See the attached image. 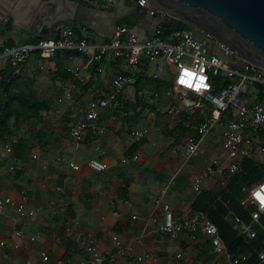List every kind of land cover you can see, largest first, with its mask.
<instances>
[{
	"label": "crops",
	"instance_id": "crops-1",
	"mask_svg": "<svg viewBox=\"0 0 264 264\" xmlns=\"http://www.w3.org/2000/svg\"><path fill=\"white\" fill-rule=\"evenodd\" d=\"M77 1L87 6L83 0ZM17 2L12 8L9 0H0V6L4 8L0 9V48L9 42L19 44L38 36L51 37L52 27L56 23L71 28L83 27L72 20L76 11L75 3L64 4L57 0L55 1L58 5L57 12L52 10L51 13L41 14L31 22L26 12L34 2L40 0ZM124 4L130 6L131 1L125 0ZM18 5L25 8L19 11ZM115 8L116 6H105L102 9L109 11ZM5 10L10 13L13 23L6 18L2 19V16L7 15ZM68 18L71 22H63ZM99 20L107 26V19L102 17ZM153 23L152 19L145 17L139 24L138 34L151 35ZM102 30L108 31L106 27ZM89 37L97 43L107 39L93 30ZM43 63L45 69L49 67V70L56 72L53 58ZM84 63V56L72 54V58H67L63 65L65 69L80 68L84 67ZM91 68L82 69L80 78L83 81L90 78ZM2 69L3 66L0 64V75ZM43 70H38V62L33 59L23 75ZM98 73V78H94L88 88L91 98L107 93L111 87L114 71L102 66ZM60 74L56 73L57 85L60 80H64ZM138 79V85L135 86ZM152 80L166 85L158 78L143 75L137 77L135 83L126 87L122 93V105L130 110L129 115L133 117V122H136L133 128L128 120L125 122V119L118 117L115 110L108 108L101 113L97 121L105 129L104 133L93 135L88 130L82 141L74 142L68 134L69 125L80 116V112L73 111L72 102L68 116L66 114L56 125L49 121L53 110L60 106L58 98L61 89L55 86L52 91L46 93L45 108L40 111L42 121L36 122L31 128L39 136L38 142L34 141L31 144L22 138L25 134L24 131L21 132L22 129L17 136L10 135V138L7 137L8 134L0 136V194L16 202L25 200L27 207H42L37 216L25 220L16 217L13 206L6 208L5 215L0 220V264H27L28 260L36 258L40 250H45L49 254L48 264H80L87 256L77 247L75 239L78 234L95 236L97 247L102 253L115 251L116 244L112 242L111 237L117 235L118 244L129 248L121 256L128 260L138 255L150 254L157 264H216L218 258L210 254L208 244H205L206 239L198 238L192 241L186 233H176L173 236L157 233V227L162 221V211L155 204L154 198L165 190L163 201L170 204L175 215L180 216L183 212L192 210V202L202 192L196 194L193 190V178L207 166H218L224 161L220 148L222 127L205 138L206 140L213 137L218 144L217 157L216 153L209 151L207 158H202L206 165L200 170L194 165L188 166V160L193 158L187 159L183 148L182 154L185 158H180L176 150L170 149L173 145L170 137L172 134L167 135L160 130L162 137L158 138L154 131H159V127L149 126L148 120L144 119L148 114H152L148 109L149 105L156 104L162 97L166 99L171 96L167 94V90L162 94L154 88L153 93L151 89H147L148 85L151 86L149 83L153 84ZM141 83H144V89H141ZM145 93H152L154 99H147ZM145 98L146 101H143ZM170 104L173 103L168 105ZM181 113L175 119L162 113L164 116L161 121L169 125V129L166 128L164 131L174 130L170 128V122L175 121L176 127L181 120ZM187 116L189 117L188 114ZM194 116L193 119H198V116L195 118ZM160 117L157 115L159 122ZM189 121H192L191 118ZM188 122H185L184 126ZM156 123L158 125V122ZM136 129L145 130V136L140 140H135L131 134ZM184 134L181 140L182 147ZM153 135L156 136L154 139ZM261 138V142L264 143V132ZM202 144L194 157L203 154ZM6 146L12 147V160L23 166L21 171L12 172L8 169L11 158L5 153ZM57 147L63 152L64 162L54 161ZM49 149L50 154L45 152ZM32 154H36L37 159L32 160ZM133 156L137 158L134 160ZM91 158H98L105 163V170L96 172L89 169L86 162ZM261 160L260 155L251 158L256 165L263 164L264 160ZM68 161L76 163L79 168L71 169L67 165ZM198 161L195 159L194 163L197 164ZM193 170L196 172L192 174ZM48 175L50 179L46 178ZM230 178L228 180L225 176L211 178L207 181L209 188L203 191L219 192L227 186ZM223 180L225 183L221 185ZM52 200L63 206L61 216L55 217L51 214L52 207L49 202ZM68 226L71 227L70 233L66 232ZM15 227L23 229L21 238L14 236ZM30 236H35V240L30 241ZM201 251H205L207 257H204L205 254ZM178 254H181L180 258L177 257Z\"/></svg>",
	"mask_w": 264,
	"mask_h": 264
},
{
	"label": "built area",
	"instance_id": "built-area-1",
	"mask_svg": "<svg viewBox=\"0 0 264 264\" xmlns=\"http://www.w3.org/2000/svg\"><path fill=\"white\" fill-rule=\"evenodd\" d=\"M83 1L87 8L93 10H103L105 6L117 7L119 3V0ZM122 1L124 4L125 0ZM130 1V6L143 9L145 17L154 21L151 35L140 36L134 30L117 25L107 41L97 43L89 39L87 27H82V37H78L68 25L56 23L52 27L51 37L1 46L0 64L3 66V73L0 75V81L8 83L23 75L33 59L38 62V70L45 69L43 61L51 60L57 51L68 53V59L72 58L74 53L84 56L86 68L98 63L97 71H100L102 66L114 71L110 90L90 99L81 109L80 116L69 125V137L76 143L82 141L88 130L93 135L104 133L105 129L97 121L105 109L115 110L120 118L128 114L122 105V93L126 87L134 84L139 76L148 75L160 79L167 85L168 95H193L196 101H184V107L170 104L164 112L173 119L181 112H186L189 117L198 113V119H193L185 125L187 130L183 139V151L187 159L200 151L202 142L216 127H222L220 148L224 161L218 166H207L193 178L192 187L196 194L209 188L207 181L211 178L225 176L228 180L230 177L244 174V162L251 160L254 155H260L263 161V70L244 60L209 34L205 33V40L199 39L195 28L189 24L181 22L180 28L168 30L165 23L170 24L175 19L149 7L147 0ZM84 67L66 69L70 78L59 82L60 106L53 110L49 117L52 125H56L68 113L74 84L81 79L80 73ZM142 100L146 101V98ZM132 136L135 140H140L145 136V130L136 129ZM45 152L50 154L51 150ZM5 153L11 158L8 169L12 172L21 171L23 166L12 160L11 146L5 147ZM136 158L133 156L134 160ZM31 159H37V155L32 154ZM54 161H65L59 147L54 153ZM67 165L74 170L79 168L72 161H68ZM86 165L96 172L106 168V164L98 158L89 159ZM46 178L51 177L48 175ZM224 183V180L221 181V185ZM241 190L243 197L240 204L248 212V218L233 215L231 224L239 236L252 240L257 237L258 230L264 232V176L258 181L243 185ZM164 194L165 190H162L161 194L154 198L155 204L162 211V221L157 227V233L170 236L186 233L192 241L204 238L210 254L218 258L216 264H245V256L229 252L217 226L206 212L188 210L177 216L170 204L163 201ZM49 204L53 216L62 215L64 208L59 202L52 200ZM11 206L15 208L16 217L21 220L32 219L42 211L39 206L27 207L25 200L16 202L0 194V220L5 215L6 208ZM69 224L72 226V222ZM70 231L71 227L68 226L66 232ZM23 233V229L14 228L15 237L21 238ZM29 240L34 241L35 236H30ZM111 240L116 244L115 251L102 253L97 247L95 236L78 234L75 239L77 247L87 256L80 264H157L150 254L138 255L132 260L122 258L129 248L118 244L117 235H113ZM262 243L264 244V239ZM256 253L259 264H264V245ZM177 257L180 258L181 254ZM48 263L49 254L45 250H40L34 260L27 261V264Z\"/></svg>",
	"mask_w": 264,
	"mask_h": 264
},
{
	"label": "water",
	"instance_id": "water-1",
	"mask_svg": "<svg viewBox=\"0 0 264 264\" xmlns=\"http://www.w3.org/2000/svg\"><path fill=\"white\" fill-rule=\"evenodd\" d=\"M67 2L75 3L72 20L107 38L117 25L138 32L145 19L143 9L125 6L122 0L109 11L87 8L77 0ZM147 4L210 34L264 72V0H147ZM102 17L108 20V27L99 20ZM103 27L108 31L104 32Z\"/></svg>",
	"mask_w": 264,
	"mask_h": 264
},
{
	"label": "trees",
	"instance_id": "trees-1",
	"mask_svg": "<svg viewBox=\"0 0 264 264\" xmlns=\"http://www.w3.org/2000/svg\"><path fill=\"white\" fill-rule=\"evenodd\" d=\"M10 22V21H9ZM168 30L178 29L182 26V23L174 20L172 23H165ZM72 29L78 37H82L80 26H73ZM88 32H92L91 29L87 28ZM43 37H35L30 41H37ZM89 39H91L89 37ZM107 41V39L105 40ZM6 45H14L9 42ZM68 53L57 51L53 57L56 65V73H61L60 76L67 80L70 75L66 72V69L62 68L64 62L67 59ZM74 55H79L74 53ZM98 63H95L90 70V78L86 83L77 81L76 84L81 86V90L89 96L88 88L92 85V80L98 78L99 73L97 71ZM3 73V72H2ZM23 75L17 76L10 82L5 83L0 81V136L5 134H13L19 127V120L21 118H40V111L45 108L44 101H38L32 98V95L25 93L17 89V82ZM139 79L135 86L138 85ZM158 86V81L152 80ZM155 86L154 90L158 87ZM92 99L91 97L87 100ZM196 115V114H195ZM68 116V114H67ZM66 116V118H67ZM202 119V117L200 118ZM190 117L186 113H181V120L177 123L175 130L180 135L185 133L187 127L184 126L185 122H188ZM167 135L173 134L174 130L164 131ZM16 151L18 147H16ZM245 173L233 176L229 179L227 186L219 192L214 191H202L192 202V211H204L207 213L209 219L217 226L221 237L227 244L228 250L231 254L245 256V264H259V258L256 253L264 244V232L258 230L257 237L252 240H246L239 236L238 233L233 230L231 224V218L233 215L241 216L245 219L248 218V212L243 209L240 204L243 197L242 186L248 185L254 181L259 180L264 176V163L261 164V170H257L256 165L251 160H246L244 163ZM207 245V243L205 242ZM205 245V246H206Z\"/></svg>",
	"mask_w": 264,
	"mask_h": 264
},
{
	"label": "rangeland",
	"instance_id": "rangeland-1",
	"mask_svg": "<svg viewBox=\"0 0 264 264\" xmlns=\"http://www.w3.org/2000/svg\"><path fill=\"white\" fill-rule=\"evenodd\" d=\"M10 3L12 4V8L13 6L17 5V0H9ZM57 0H52V1H49V2H46L45 0H40V2H37L34 4H32L30 7H29V10L26 12L27 13V17L29 19V21H33L32 19H35L36 17L38 18L41 14H45V13H51V11L53 10H58V5L57 3L55 2ZM24 5H26L25 7H27V4L24 3ZM41 5L42 8H41ZM46 5V6H45ZM24 6H19L18 5V9L19 11L23 10L25 8ZM3 9L4 8L2 6H0V9ZM6 11V10H5ZM6 16H2V19L3 18H6L7 21L10 20L11 23L14 22L13 18L11 17L10 13L8 11H6ZM65 23H69L71 22V19L68 18L66 19L65 21H63ZM96 32V31H95ZM49 67H47V69H44L43 71H37V72H32L30 74H25L22 76V78H20L17 82V89L18 90H21L25 93H29L32 95V98L33 99H36L38 101H44V99H46V93L49 92V91H52L54 89L55 86H58L56 84V78H58V76L56 75V72H52L51 70L48 69ZM62 68L64 69L65 68V65L62 66ZM67 69V68H66ZM67 72V70H66ZM68 73V72H67ZM81 76V75H80ZM89 79L87 80H82V79H79L77 81L79 82H82V83H86L88 82ZM76 81V82H77ZM60 82V81H59ZM74 84V88L72 90V105H73V111L79 113L81 111V109H83V107L85 106V104L88 102V98H90V96L86 95L84 93L83 95V92L81 90V86H79L78 84ZM151 86H147L148 88L147 89H151L152 93L155 92L153 91L152 89L157 86V84L155 83H149ZM96 85V84H94ZM141 89H144L145 88V85L144 83H141ZM158 89L156 91H159L160 93L163 94V92L165 90H167L166 88V85H161V84H158ZM60 88V87H59ZM152 93H145V97L147 99H154V97L151 95ZM133 94V93H132ZM184 101H187L188 103H191L193 101H196L195 97L191 94H187V95H177V94H172L171 96H169L168 98L164 99L163 97L161 99H159V101L154 105L152 106H148V109L150 110V113L152 114H148L144 119L148 120L147 124L150 126H157L159 127V131L156 130L154 132H156L158 134V138H161V133H160V130L162 132H164V130L167 128L169 129V125L167 124H164L161 120V118H163V114L164 113V110L165 108L167 107V105L169 103H173L175 105H178L180 107H184ZM126 110V109H125ZM130 112V110H127V112ZM129 112L126 116L122 117V119H125L124 121L127 122V120L129 121V123L131 124V128L135 127V123L136 122H133V117L131 115H129ZM163 113V114H162ZM191 113V111H190ZM129 115V116H128ZM157 115L161 116L160 117V122L157 121ZM193 116L192 115L190 118L191 120H193ZM196 116H198V113L196 114ZM194 116V118L196 117ZM43 118V116H41ZM40 118H29V119H25V118H21L19 120V127L16 131H13V134H10L11 136H17L21 130L25 132V134L23 135L22 138L24 139H27V141L31 142V144H33L34 141H37L40 140L39 136L37 135V133L32 130L31 128L34 127L35 123H39L42 121V119ZM119 117V116H118ZM128 118V119H126ZM172 121V120H171ZM158 122V125L157 123ZM174 123H176L175 121H172L170 122V128H174V132L172 135H170L171 137V140L173 142V145L170 146V149L172 150H176L177 151V154L180 158H185L183 156V152H182V135H180L178 133L177 130H175V126H174ZM220 127H216L215 131L219 130ZM132 130H130L131 132ZM214 131V132H215ZM133 133V131L131 132V134ZM10 135H7V137L10 138ZM150 137V136H149ZM153 139L156 137L155 135L152 136ZM168 137V136H166ZM146 139V138H145ZM6 139H4L5 141ZM203 146V154L200 155L199 157H191L193 159H190L188 160L189 162L187 163L188 166H192L194 165L198 170H200V168L204 167L206 164L204 163L205 160H202V158H207V156L209 155V151L212 152V153H216V157H217V154L219 153L218 152V144L216 143V141L214 140L213 137H209L205 140V142L202 144ZM215 155V154H214ZM199 160L197 162V164L194 163V161ZM261 166L258 165V168L257 170H261ZM196 172L195 170L192 171V174ZM260 179V178H258ZM203 252L205 255L204 257H207V253L205 251H201Z\"/></svg>",
	"mask_w": 264,
	"mask_h": 264
},
{
	"label": "flooded vegetation",
	"instance_id": "flooded-vegetation-1",
	"mask_svg": "<svg viewBox=\"0 0 264 264\" xmlns=\"http://www.w3.org/2000/svg\"><path fill=\"white\" fill-rule=\"evenodd\" d=\"M192 27H193V26H192ZM195 34H196V36H197L199 39H201V40H205V32L198 31V30L195 29ZM206 34H208V33H206ZM209 35H210V34H209Z\"/></svg>",
	"mask_w": 264,
	"mask_h": 264
},
{
	"label": "bare ground",
	"instance_id": "bare-ground-1",
	"mask_svg": "<svg viewBox=\"0 0 264 264\" xmlns=\"http://www.w3.org/2000/svg\"><path fill=\"white\" fill-rule=\"evenodd\" d=\"M61 3L68 4L67 0H61Z\"/></svg>",
	"mask_w": 264,
	"mask_h": 264
}]
</instances>
